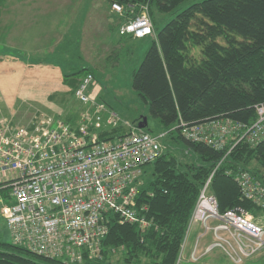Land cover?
I'll return each instance as SVG.
<instances>
[{"label":"built area","instance_id":"built-area-1","mask_svg":"<svg viewBox=\"0 0 264 264\" xmlns=\"http://www.w3.org/2000/svg\"><path fill=\"white\" fill-rule=\"evenodd\" d=\"M111 10L124 17L118 28L121 36H156L148 3L125 6L112 1ZM94 80L88 72L75 90L83 106L75 123L36 112L21 125L0 104V192L7 189L10 194L9 201L1 200V216L13 243L65 262L99 256L112 220L138 224L142 231L152 226L147 204L139 201L145 167L168 150L164 139L175 130L191 142L225 151L218 166L238 143L255 147L264 140V104L256 106L257 118L250 124L219 116L196 123L181 120L154 133L100 100ZM116 128L123 129L121 136H102ZM217 167L202 187L189 222H203L206 231L213 232V241L205 249L197 241L191 258L198 261L221 249L242 263L264 252V226L246 209L219 210L210 191ZM233 176L243 197L264 206L262 180L249 170Z\"/></svg>","mask_w":264,"mask_h":264},{"label":"trees","instance_id":"trees-1","mask_svg":"<svg viewBox=\"0 0 264 264\" xmlns=\"http://www.w3.org/2000/svg\"><path fill=\"white\" fill-rule=\"evenodd\" d=\"M111 1L150 5L156 36L133 72L132 87L162 129L181 120L196 123L219 116L246 124L256 120V106L264 104V0H202L185 8L182 4L189 0ZM155 12L174 17L157 28ZM196 47L201 56H196ZM88 71L92 70L82 68L65 76L73 94ZM62 118L71 123L77 119L72 113ZM122 130L116 128L102 136L113 139ZM178 138L188 144L189 152H195L197 160L183 163L167 150L145 167L139 201L147 204V217L153 219L149 229L112 220L102 256H86L80 263L39 255L0 240V264H114L111 259L116 252L121 253L123 264H140L145 257L146 264H177L201 189L225 155L223 150L191 142L180 133ZM252 162L257 163L252 173L264 184V140L255 147L238 143L217 167L210 191L221 212L238 207L264 211L243 197L233 176L238 170H249ZM2 192L8 195L7 189Z\"/></svg>","mask_w":264,"mask_h":264},{"label":"rangeland","instance_id":"rangeland-1","mask_svg":"<svg viewBox=\"0 0 264 264\" xmlns=\"http://www.w3.org/2000/svg\"><path fill=\"white\" fill-rule=\"evenodd\" d=\"M198 1L202 0H189L182 4V8ZM111 2L0 0V104L6 114L14 116L21 125L27 124L36 112L58 117L72 113L78 119L83 106L75 99L65 76L90 68L99 99L137 125L147 117L145 129L150 132L164 130L132 87L133 72L142 62L153 37L133 39L121 36L118 28L124 17L112 12ZM173 17L172 13L155 12L156 27L162 28ZM194 51L196 56H201L199 47ZM178 136L179 132L175 130L164 139L168 150L183 163L197 160L195 152L188 151V144L182 138L176 140ZM255 169L257 163L252 162L249 171ZM150 177L148 172L146 178ZM3 194L1 191L0 209L1 200L6 202L10 196ZM252 203L258 206L254 201ZM259 207L264 208L263 205ZM251 213L255 221L264 226V211ZM150 220L153 222L152 218ZM212 233L206 231L203 222H195L188 226L184 242L193 238L199 244L212 242ZM0 240L13 242L1 213ZM214 256L213 259H220L219 253ZM111 261L123 264L121 253H114ZM209 261L210 258L200 264H225L222 259L223 263ZM146 262L145 257L140 264ZM254 264H264V252Z\"/></svg>","mask_w":264,"mask_h":264},{"label":"crops","instance_id":"crops-1","mask_svg":"<svg viewBox=\"0 0 264 264\" xmlns=\"http://www.w3.org/2000/svg\"><path fill=\"white\" fill-rule=\"evenodd\" d=\"M8 194H9V192H8ZM9 200H10V196L8 197L7 201H9ZM197 225H195V226H197ZM209 243H210V241L207 242V243L206 242H202L201 244H199V246H200L201 249H205L209 245ZM195 244H196V241H194V238L191 241L189 239H187V241L185 243V246H184V248L182 250V254H181V256L178 259V263L177 264H200V263H204L209 258L211 259V261H209V262H212V263H215L216 261H218L220 263H223L222 261H220V259H222L225 264H254V263H256V260H258L259 257H260V255L253 256V257L247 258L242 263H237V262H234L233 260H231V258L229 256H227L226 254H221V253H223V251L221 249H214L209 254L201 257L198 261H194L191 258V252H192ZM214 253H219L220 254V257H219L220 259L219 260L213 259V258H215V256L213 257Z\"/></svg>","mask_w":264,"mask_h":264},{"label":"water","instance_id":"water-1","mask_svg":"<svg viewBox=\"0 0 264 264\" xmlns=\"http://www.w3.org/2000/svg\"><path fill=\"white\" fill-rule=\"evenodd\" d=\"M148 125V119L147 117H145L143 119V121H141L139 124H138V127L141 128V129H145Z\"/></svg>","mask_w":264,"mask_h":264}]
</instances>
